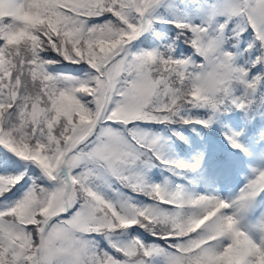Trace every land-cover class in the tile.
Segmentation results:
<instances>
[{
  "label": "snow or ice",
  "instance_id": "obj_1",
  "mask_svg": "<svg viewBox=\"0 0 264 264\" xmlns=\"http://www.w3.org/2000/svg\"><path fill=\"white\" fill-rule=\"evenodd\" d=\"M157 24L176 39L136 50ZM262 90L264 0H0V148L26 165L0 175V202L28 185L0 208V264H264V168L230 199L153 183L199 164L147 127L255 114ZM238 136L224 133L248 155Z\"/></svg>",
  "mask_w": 264,
  "mask_h": 264
},
{
  "label": "rangeland",
  "instance_id": "obj_2",
  "mask_svg": "<svg viewBox=\"0 0 264 264\" xmlns=\"http://www.w3.org/2000/svg\"><path fill=\"white\" fill-rule=\"evenodd\" d=\"M141 49L144 50L140 47L139 42L137 41L136 50ZM190 54L185 53L184 55L186 56ZM67 75L76 76L72 74ZM222 117L223 122L225 121L222 124V126L225 128V133H238V142L245 147V149L248 151V155H245L243 152L233 149L229 145L228 141L224 139L228 146L227 149L224 150L225 157L223 159H219V157L215 159L213 163L207 162L203 164L196 174V181H194V179L190 177L191 184L183 185L182 183L174 180V178L172 177L158 175V172L162 170L160 169V167H157V169L160 170L158 172H155V175L152 174L153 170L152 172H150L149 180L156 184H163L165 183V181H167L169 185L174 189L187 188L189 191L201 195L213 194L218 195L224 199H230L234 197L236 193H238L239 189L243 187L244 183L246 182V178L250 177L253 168H264V136L259 138L250 136V134L246 136V131L244 128L246 126L247 121L240 118L235 111H230L229 113H222ZM147 127L154 133H157L164 137L166 141V154H168L166 156L178 157L176 156L177 153H174L175 149L172 138L165 130L156 128L152 125H149ZM213 143L202 145L201 149H199L201 151H198L200 153H198V160L201 159V156L206 153V150L210 149L212 146L217 145L216 143ZM217 151L218 150H216V152ZM0 154L8 158V163H3L2 165H0V175H15L25 170V162L17 160V158L12 156L11 153H8L3 148H0ZM183 158L189 159V157L187 156ZM202 160L203 159H201L200 161ZM155 169L156 168H154V170ZM28 171L29 175L38 174V170L34 171L32 166H28ZM26 188L27 187H24V190ZM7 200L4 202H0V208L7 204ZM136 201L142 202V204L149 203L143 197H137ZM132 234L140 235L142 238L145 239V234L143 232L137 231ZM101 244L106 247L102 240Z\"/></svg>",
  "mask_w": 264,
  "mask_h": 264
},
{
  "label": "trees",
  "instance_id": "obj_3",
  "mask_svg": "<svg viewBox=\"0 0 264 264\" xmlns=\"http://www.w3.org/2000/svg\"><path fill=\"white\" fill-rule=\"evenodd\" d=\"M154 27L160 39H157V36L153 35L152 33H146L138 41L140 47L143 48L144 50H152L153 48L158 47L162 42L167 43V42H171L176 39V32L170 26L157 24ZM246 37H247V34H246ZM176 44H177L178 54L181 52L183 54L185 53L190 54L191 50L188 49L187 46L183 44L182 40H177ZM246 44H247V39H245L244 42L241 44V51L243 50L244 47H246ZM51 70L54 73L59 72V73H63L66 75L72 74V75L78 76L79 78H84V73L88 71V67L86 65H69V64L61 63V64L54 65ZM237 113L239 117L247 121L246 131L248 134L254 132L256 128L258 127L260 130L264 131L263 128H260L264 126V108L258 109L257 113L255 114L244 113L240 111H237ZM208 115L209 113L204 109H192L190 112L186 114V118L207 119ZM223 123H224L223 117L221 114L215 118L211 127H208V128H201L197 125H185V124H180V123L170 125V126H164V125H152V126L165 130L172 138V141L174 143V149H175L174 153H177L176 156L178 157L166 156V158L181 162L184 159L183 157L191 156L190 161H195V163L201 166L213 160L217 156H219L216 152V150L219 149V145H216L208 149L209 151L206 150V153L203 156H201V159H203L202 161H200L201 159L198 160L197 158L198 153H199L198 151H201L199 149H201L203 144L206 145V144H210L213 142L216 143L217 140L219 141V139L224 136L225 128L222 126ZM173 132H175L176 135H172ZM4 161H8V158L0 154V165H2ZM160 169L162 170L159 171ZM160 169L158 170L156 168L155 170L153 169V172L152 171L151 172L152 174H154L155 172L159 171L158 175L172 177L174 178V180L178 182L181 181L180 180L181 178H185L188 176V174L186 173H180L178 175L173 176L170 174L169 171L165 170L164 168L160 167ZM27 179L28 178L25 177L26 181ZM24 187H27V183L22 182L21 185H17L16 188L13 189L12 193L8 194L7 204H10L14 200L18 199L19 196L23 193ZM136 202L138 204H142V202H139V201H136ZM144 234H145V240H147L148 243L156 242V241H153L152 237L148 236L147 233H144Z\"/></svg>",
  "mask_w": 264,
  "mask_h": 264
}]
</instances>
